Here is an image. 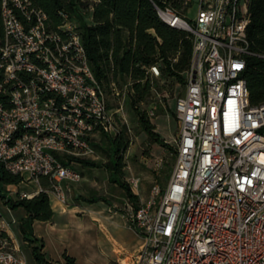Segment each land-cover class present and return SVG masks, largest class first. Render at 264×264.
<instances>
[{
	"label": "built area",
	"instance_id": "1",
	"mask_svg": "<svg viewBox=\"0 0 264 264\" xmlns=\"http://www.w3.org/2000/svg\"><path fill=\"white\" fill-rule=\"evenodd\" d=\"M0 1V165L39 185L19 198L46 192L67 204L82 179L73 164L96 156L102 132L118 131L124 96L115 80L110 96L98 79L75 16L62 11L55 27L33 0ZM251 1L200 0L194 19L156 6L166 24L192 35L193 58L175 105L176 164L146 202H126L123 216L142 244L129 254L115 248L120 264H264V103L251 104L244 76ZM146 69L160 74L157 64ZM147 113L155 117L156 107ZM128 182L138 189L137 178ZM9 229L0 206V264H28Z\"/></svg>",
	"mask_w": 264,
	"mask_h": 264
},
{
	"label": "trees",
	"instance_id": "2",
	"mask_svg": "<svg viewBox=\"0 0 264 264\" xmlns=\"http://www.w3.org/2000/svg\"><path fill=\"white\" fill-rule=\"evenodd\" d=\"M91 1L94 7L92 22L89 23L81 14L83 6ZM191 1V0H189ZM188 0H33L35 6L47 12L54 26L63 22L62 11L69 12L77 19L83 36L91 66L98 79L109 85L117 82L120 74L131 77L136 91L135 101H142L151 92L152 84L147 78L146 68L157 64L164 76L175 78L187 85L184 73L190 68L193 58L192 35L182 29L166 24L158 15L156 6H171L181 12L184 2ZM182 13V12H181ZM251 22L248 34L253 54L247 57V68L244 76L250 93L252 105L264 103V0H252L250 4ZM4 40V26L0 1V45ZM2 53L0 50V63ZM145 67V68H144ZM146 75V76H145ZM145 83L142 84L141 82ZM182 96V95H181ZM176 113V112H175ZM142 129L149 139L163 147L174 150L155 132V125L146 112L140 113ZM115 156L111 159L112 173L121 172V161L118 153L122 147L119 138L111 139ZM85 164L89 161L80 160ZM22 176L7 171L0 165V197L13 209L23 207L28 216L20 224L24 239L30 243L36 264H62L49 259L44 251V241L34 237V222L49 221L53 217L50 197L40 192L32 198H12L1 193L5 184H19ZM114 181L121 182L115 178ZM42 185L49 181L42 178ZM121 186L127 190L132 201L138 198L126 183ZM92 201V200H91ZM64 264H78L77 259L68 252L63 253Z\"/></svg>",
	"mask_w": 264,
	"mask_h": 264
},
{
	"label": "rangeland",
	"instance_id": "3",
	"mask_svg": "<svg viewBox=\"0 0 264 264\" xmlns=\"http://www.w3.org/2000/svg\"><path fill=\"white\" fill-rule=\"evenodd\" d=\"M199 3L200 0H191L188 4L184 2L180 10L189 19H194ZM91 4L92 2L89 1L87 7L83 6L81 10V14L89 23L92 22L89 20ZM147 71L148 69H146V74L151 81L152 88L150 94L142 101H135L136 91L132 78H124L120 74L117 76V85L124 96L123 117L120 118L118 114L116 115L118 131L114 133L104 131L95 139L96 156L86 159L90 164L82 162L73 164L81 172L82 179L72 184V191L68 195L67 204H86V201L104 199L112 211L125 213V205L130 198L127 190L121 186V182L130 187L128 182L130 177L139 180L138 189L130 187L131 191L138 197L135 201L136 206L149 199L150 190L154 184L158 183L161 187L168 184L177 156L174 150L163 147L149 139L148 134L142 129L139 116L140 113L146 112L156 127L155 132L160 135L165 143H169L176 149L180 126L175 113V105L177 98L184 94L186 86L175 78L164 76L162 72L159 75H154ZM184 76L186 77V72ZM141 83L144 84L145 82L142 81ZM106 88L110 95L109 85L106 84ZM110 102L113 110H115L118 105L117 100L111 99ZM151 107H156V116L152 118L147 113ZM114 138H119L122 141V147L118 153L122 167L117 176L112 173L110 162L115 156L111 141ZM115 178L121 182L114 181ZM36 186V182L25 181L19 188L30 191ZM3 191L4 188L2 187V194ZM128 227L132 229L129 225ZM137 242V245L133 247L118 242H98L91 246L77 248V258L74 257L78 264H120L115 248H124L129 254L142 244V239H137ZM25 247L32 250L30 243H27ZM66 252L68 251L66 250ZM27 261L28 264H36L34 256L29 252L27 253ZM64 263L65 261L62 264Z\"/></svg>",
	"mask_w": 264,
	"mask_h": 264
},
{
	"label": "crops",
	"instance_id": "4",
	"mask_svg": "<svg viewBox=\"0 0 264 264\" xmlns=\"http://www.w3.org/2000/svg\"><path fill=\"white\" fill-rule=\"evenodd\" d=\"M89 20H92V12ZM23 183L22 181L19 184L3 185V194L16 199L21 192H35L39 189L37 183L33 190L20 189ZM50 202L54 212L53 217L49 221H35L33 229L34 237L44 241V251L53 261L63 263V253L66 250L77 258V248L80 247L107 241L133 247L137 245V239H141L128 227L123 213L112 211L104 199L72 205L63 204L50 196ZM0 206L4 218L10 223L8 231L12 240L27 260V253H32V250L25 247L28 242L24 239L20 228L22 219L28 216L27 211L23 207L10 208L1 197Z\"/></svg>",
	"mask_w": 264,
	"mask_h": 264
}]
</instances>
